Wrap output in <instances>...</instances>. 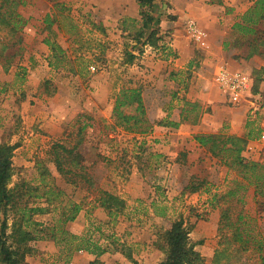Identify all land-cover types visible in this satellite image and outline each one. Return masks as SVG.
Listing matches in <instances>:
<instances>
[{
	"label": "rangeland",
	"instance_id": "374dc122",
	"mask_svg": "<svg viewBox=\"0 0 264 264\" xmlns=\"http://www.w3.org/2000/svg\"><path fill=\"white\" fill-rule=\"evenodd\" d=\"M228 2L233 5H227L225 10L236 5L244 10L243 5L249 6L253 0ZM62 3L64 7L58 8ZM168 9L167 0H158L153 9L161 20V40L156 47L144 46L145 38L141 43L135 39L142 25L136 0H26L25 5L17 8L23 21H27L23 28L13 32L0 24V145L16 146L10 186L22 181L40 184L36 163L44 160L53 174L48 181L62 191L60 201L83 207L76 220L66 224V229L76 235L90 230L94 240L114 242L113 248H117L98 258L79 251L66 263L60 251L63 245L43 239L29 243L33 252L26 258L28 264H71L75 256L80 258V264L95 260L96 264H134L127 254L138 264H156L158 256L160 262L165 258L156 246L158 233L180 218L191 228L189 236L195 250L208 242V258L197 250L205 264H262L264 250L259 248V242L264 244V148L258 149L262 158L257 160V147L247 151L245 147V161L258 165L247 178L239 169L226 166L221 157H214L208 148L195 145V136L203 131L192 133L183 141L175 140V146L166 149L173 139L167 137L171 126L163 123L171 121L174 113L186 116L187 122L192 123L196 116L201 122L205 113L211 111L206 105L193 111V103L197 102L191 97V82L199 79V66L179 73L162 64L170 61L173 65L178 58L166 47L169 29L161 26L174 17ZM242 15L236 19L240 21ZM69 19L77 25L74 33L69 32ZM188 20L184 26L191 39ZM258 29L264 38V21ZM249 37H243V44L248 43ZM46 39L66 51L67 59L59 69L49 65L51 51ZM75 40H80L82 47ZM219 69L218 65L208 76L209 81L231 106L233 103L215 83ZM235 70L252 77V93L257 79L264 82L263 74ZM128 87L143 90L152 126L149 133H128L114 125L116 94ZM258 93L259 109L253 108L251 116L259 113L263 119L264 89ZM83 126L85 129L80 132ZM158 127L167 128L154 138ZM220 130L227 134L224 127ZM57 142H65L71 148L79 145L82 161L72 174H60L50 161L53 144ZM193 186L199 190L191 192ZM102 191L126 201V209L116 222L99 205ZM44 202L39 199L38 203ZM153 202L169 206L167 217L152 215ZM58 206L56 203L49 213L35 219L53 227L61 215ZM1 218L0 212V227ZM12 220L10 214L9 224ZM237 234L243 241L237 239ZM107 236H111L110 240ZM225 248L229 256L217 262V251ZM92 258L95 260L90 261Z\"/></svg>",
	"mask_w": 264,
	"mask_h": 264
},
{
	"label": "trees",
	"instance_id": "16d2710c",
	"mask_svg": "<svg viewBox=\"0 0 264 264\" xmlns=\"http://www.w3.org/2000/svg\"><path fill=\"white\" fill-rule=\"evenodd\" d=\"M141 8L142 25L136 34V41L142 42L143 45L156 47L161 40L159 37L160 18L154 15V7L158 0H136ZM166 1V0H161ZM26 0H2L0 4V24L7 26L13 32L27 23L17 12L19 5H25ZM59 6V7H58ZM57 7L62 9L64 4ZM59 9V10H60ZM60 14V12H59ZM49 17V16H48ZM58 16L54 19L57 21ZM264 20V0H256L254 5L249 8L242 16L241 20L234 25V29L245 36H250L248 43L254 47H264V38L260 36L258 25ZM69 32L76 31V24L70 19L67 20ZM157 24V27H156ZM150 30L146 37V32ZM82 47L80 40H75ZM45 43L49 46L51 55L49 65L55 69L63 66L67 59L66 51L51 39H46ZM89 49H91V43ZM12 59H7L10 62ZM199 104L193 103V111L197 109ZM114 125L122 128L128 133H149L152 129L150 121L147 117V108L144 101L143 90L140 87L122 88L115 97L113 107ZM181 120L188 121L186 116H181ZM196 124L198 117L192 121ZM164 126L178 127V123L168 121L163 123ZM85 126L81 128L82 132ZM253 134L249 133L247 137H237L229 134H213L202 133L195 136L197 143L202 147L208 148V151L214 157H221L222 162L230 168L239 169L240 173L247 178L248 174L254 172L258 165L253 162H246L243 151L246 147L247 140L253 139ZM79 145L76 144L72 148L68 147L65 142H57L53 144L51 150V160L55 163L57 171L60 174H72L74 168L81 164L82 156L78 151ZM15 145L2 143L0 145V212L2 213L0 227V261L3 264H28L27 256L33 252L29 243L43 239H53L57 245H63L61 253L66 263L70 262L73 255L79 251H87L95 255L97 258L111 253L116 249L113 243H102L100 240H94L91 232L84 235H76L66 229V224L76 220L83 207L75 202L68 201L64 205V201H60L62 191L48 180L53 178V174L44 160L36 163L37 171L40 178V184L33 185L29 182H19L14 186H10L14 174L12 157ZM264 186V185H263ZM199 187L193 186L191 192H197ZM99 198V205L108 211L111 221L116 222L118 215L126 209V201L109 191H102ZM39 199H44L43 204L38 203ZM59 202V203H58ZM56 203L61 209V215L57 223L53 227L35 219V216L49 213L50 207ZM154 212L159 217H167L169 206L162 202H153ZM10 214H13L12 223L9 224ZM191 228L185 225L183 219H177L171 222L169 228L158 233L156 246L161 250L165 258L159 264H205L202 255L195 250L194 244L190 241ZM240 241L242 237L237 234ZM111 236H107L110 240ZM244 244V242L242 243ZM244 246V245H243ZM259 248L264 250V244L259 242ZM228 249L217 251L215 260L218 262L220 258L228 257ZM126 255V254H125ZM127 257L138 264L131 254ZM262 264H264V254L261 256ZM98 263V260L91 264Z\"/></svg>",
	"mask_w": 264,
	"mask_h": 264
},
{
	"label": "crops",
	"instance_id": "0c3cea01",
	"mask_svg": "<svg viewBox=\"0 0 264 264\" xmlns=\"http://www.w3.org/2000/svg\"><path fill=\"white\" fill-rule=\"evenodd\" d=\"M254 1L249 2V6L243 5L244 10L237 5L234 6L237 9L225 10L227 5H233L228 0L225 2L223 0H167L169 3L168 13L174 17L163 21L161 26L169 29V31H166L170 35L166 47L170 52L175 53L178 58L173 65H170V61L162 62V64L165 63L169 67L172 66L171 69L179 73L183 72L187 67L194 66L196 68L199 66V79L191 82L192 85L195 83L194 86L191 85V97H194L193 100L199 105H206L211 108V111L205 113L201 122L199 120L196 124L187 121L183 122L181 116L174 113L170 120L179 125L176 128H169L171 131L167 137L169 139L172 138L173 141L172 145L166 149L170 150L171 147H174L175 140L183 141L187 139V136L197 131L216 134L221 133L220 129L223 127L225 133L237 137H247L249 133L253 134V139L247 140L245 151L249 147H260V138L264 134V117L263 119L262 117L260 118L259 113L251 116V111L253 108L257 109V111L259 109L257 96L261 95L258 91L264 89L263 80L261 82L258 79L256 80V86L250 96L251 98H246L239 104L231 103L233 106H230L225 96L220 94L214 85H211L208 77L212 71H216L218 65L219 67L225 65L232 70L244 69L249 72H257V75H264V47L259 46L257 52V46L252 47L249 43L243 44L245 35L233 28L234 24L237 21L239 22L236 18L251 8L256 2ZM189 18L195 19L198 25L207 33L208 41L206 46L194 44L187 35L184 24L185 20ZM240 49L243 50L239 51ZM245 50L247 53L243 54ZM156 118L158 119L159 117L157 116ZM158 128L159 130L153 132L156 135L153 136L154 138L161 134L162 131H166L167 127ZM195 145L200 147L196 142ZM173 153L174 150L169 154ZM261 158L262 153L257 149V160ZM154 214L153 209L152 215ZM74 229L75 231L77 230L76 226H74ZM207 243L197 247V250L206 258L210 256L206 252ZM158 257V262H160L161 257ZM94 260L92 258L90 261ZM71 264H80V258L75 256Z\"/></svg>",
	"mask_w": 264,
	"mask_h": 264
},
{
	"label": "built area",
	"instance_id": "2783aa9c",
	"mask_svg": "<svg viewBox=\"0 0 264 264\" xmlns=\"http://www.w3.org/2000/svg\"><path fill=\"white\" fill-rule=\"evenodd\" d=\"M186 25L191 40L202 46H206L207 34L200 28L197 21L189 19ZM215 83L220 91L226 94L233 104H239L242 100L248 98L253 90V79L249 74L244 71L231 70L226 66H221L218 70ZM260 143L261 149L264 148V134L261 135ZM260 147H257V149L260 150Z\"/></svg>",
	"mask_w": 264,
	"mask_h": 264
}]
</instances>
